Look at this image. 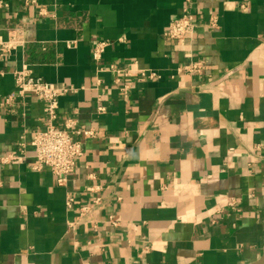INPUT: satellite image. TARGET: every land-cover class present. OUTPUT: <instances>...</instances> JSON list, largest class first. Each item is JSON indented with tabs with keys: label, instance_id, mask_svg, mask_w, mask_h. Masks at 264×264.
Listing matches in <instances>:
<instances>
[{
	"label": "crops",
	"instance_id": "crops-1",
	"mask_svg": "<svg viewBox=\"0 0 264 264\" xmlns=\"http://www.w3.org/2000/svg\"><path fill=\"white\" fill-rule=\"evenodd\" d=\"M185 7L194 35L167 39ZM13 35L0 50V264L264 255V0H0V41ZM21 70L68 89L58 127L96 132L65 185L32 168L45 103H4Z\"/></svg>",
	"mask_w": 264,
	"mask_h": 264
},
{
	"label": "built area",
	"instance_id": "built-area-1",
	"mask_svg": "<svg viewBox=\"0 0 264 264\" xmlns=\"http://www.w3.org/2000/svg\"><path fill=\"white\" fill-rule=\"evenodd\" d=\"M26 3H37V0H25ZM215 20L212 18L211 24L214 25ZM197 28L194 13L189 7H185L181 14L169 23L164 35L172 41H184L188 36H193ZM19 36L13 35L7 42L0 41L1 52L9 51L18 42ZM108 45L107 41H99L94 48V58L96 60L102 57V54ZM1 53V54H2ZM203 65L200 62L186 64L183 70L187 72H199ZM156 76L155 72L149 74L150 78ZM16 94L8 95L4 99L6 105H12L17 97L25 98L28 95H34L45 103L47 114V124L44 128L37 130L35 133L32 146L34 149L35 161L32 168L35 170L47 169L55 176L59 185H65L69 176L76 168V161L83 152V138L94 137L96 132L93 128L74 129L75 119H69L64 127H58L56 120L58 118L59 98L67 92V88L56 87L42 77H36L28 72L21 70L15 71ZM103 111L105 108L100 106ZM18 156L9 154L4 159H15ZM73 198H69L68 205H71ZM100 198H95L94 203H99ZM88 206L81 208L86 212Z\"/></svg>",
	"mask_w": 264,
	"mask_h": 264
},
{
	"label": "water",
	"instance_id": "water-1",
	"mask_svg": "<svg viewBox=\"0 0 264 264\" xmlns=\"http://www.w3.org/2000/svg\"><path fill=\"white\" fill-rule=\"evenodd\" d=\"M250 264H264V255L260 259L254 261Z\"/></svg>",
	"mask_w": 264,
	"mask_h": 264
}]
</instances>
